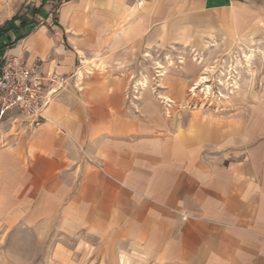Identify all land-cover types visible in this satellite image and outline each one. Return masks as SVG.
I'll use <instances>...</instances> for the list:
<instances>
[{
    "label": "crops",
    "instance_id": "0c3cea01",
    "mask_svg": "<svg viewBox=\"0 0 264 264\" xmlns=\"http://www.w3.org/2000/svg\"><path fill=\"white\" fill-rule=\"evenodd\" d=\"M39 25L8 54L62 82L37 127L0 121V224L80 235L112 264H264V113L170 116L186 84L169 77L170 102L126 97L130 60L264 29V0H67Z\"/></svg>",
    "mask_w": 264,
    "mask_h": 264
},
{
    "label": "rangeland",
    "instance_id": "374dc122",
    "mask_svg": "<svg viewBox=\"0 0 264 264\" xmlns=\"http://www.w3.org/2000/svg\"><path fill=\"white\" fill-rule=\"evenodd\" d=\"M41 1L0 0V24L16 12L26 13L28 3L38 6ZM65 2L67 0H46L44 9L48 18L37 16L39 24H53V18L59 19ZM37 28L32 33H38ZM50 28L47 32L55 34ZM65 48L72 50L67 43ZM10 55L8 50L4 54ZM41 58L36 55L32 63L41 66ZM129 63L132 82L139 89L138 99L141 93L148 91L156 100L170 102L161 98L160 90L166 79L186 84L184 100L174 102L170 116L191 112L251 121L254 114L264 113V29L248 31L239 37L200 35L192 43L153 44ZM80 64L76 61V66ZM202 76L205 78L200 80ZM17 114L11 112L3 117V121L0 120L5 123L3 127L8 120H15ZM94 244L80 235L66 239L54 227L0 224V264H112L111 258L96 257Z\"/></svg>",
    "mask_w": 264,
    "mask_h": 264
},
{
    "label": "built area",
    "instance_id": "2783aa9c",
    "mask_svg": "<svg viewBox=\"0 0 264 264\" xmlns=\"http://www.w3.org/2000/svg\"><path fill=\"white\" fill-rule=\"evenodd\" d=\"M57 80L56 77H46L38 64H28L17 56L3 55L0 64V120L15 112L24 117L31 127L40 125L46 120L45 110L56 92L47 85ZM138 90L131 78L126 89L127 99L137 100Z\"/></svg>",
    "mask_w": 264,
    "mask_h": 264
},
{
    "label": "trees",
    "instance_id": "16d2710c",
    "mask_svg": "<svg viewBox=\"0 0 264 264\" xmlns=\"http://www.w3.org/2000/svg\"><path fill=\"white\" fill-rule=\"evenodd\" d=\"M45 1L43 0L38 7L29 3L26 7V13L21 15L17 13L3 25H0V64L5 52L28 36L39 25L37 16H47L43 9Z\"/></svg>",
    "mask_w": 264,
    "mask_h": 264
},
{
    "label": "bare ground",
    "instance_id": "6f19581e",
    "mask_svg": "<svg viewBox=\"0 0 264 264\" xmlns=\"http://www.w3.org/2000/svg\"><path fill=\"white\" fill-rule=\"evenodd\" d=\"M203 78H205V76H202V77L200 78V80H202Z\"/></svg>",
    "mask_w": 264,
    "mask_h": 264
}]
</instances>
